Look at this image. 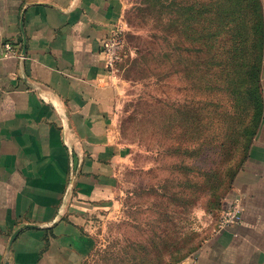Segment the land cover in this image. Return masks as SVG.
I'll return each instance as SVG.
<instances>
[{"label":"crops","instance_id":"0c3cea01","mask_svg":"<svg viewBox=\"0 0 264 264\" xmlns=\"http://www.w3.org/2000/svg\"><path fill=\"white\" fill-rule=\"evenodd\" d=\"M127 7L0 0V264L9 250L12 264H84L96 248L87 217L116 201L123 160L102 44L125 27ZM262 86L264 95V61ZM232 196L242 221L217 231L189 264H264V117ZM26 224L35 227L10 246Z\"/></svg>","mask_w":264,"mask_h":264},{"label":"rangeland","instance_id":"374dc122","mask_svg":"<svg viewBox=\"0 0 264 264\" xmlns=\"http://www.w3.org/2000/svg\"><path fill=\"white\" fill-rule=\"evenodd\" d=\"M145 1L128 0L113 72L123 148L117 197L87 217L97 244L84 264H189L238 199L235 182L262 124L249 126L261 97L264 47L256 61L252 26L263 20V1L254 14L248 0H185L193 11L204 2L215 9L206 76L201 33L167 26L166 41L159 11H136ZM242 125L253 132L248 145Z\"/></svg>","mask_w":264,"mask_h":264},{"label":"trees","instance_id":"16d2710c","mask_svg":"<svg viewBox=\"0 0 264 264\" xmlns=\"http://www.w3.org/2000/svg\"><path fill=\"white\" fill-rule=\"evenodd\" d=\"M209 2H204V6L202 8L200 7H195L196 9L193 11V7L191 5H188L185 0H146L145 1V6L142 8H137V12H144L148 11L151 8H154L157 12L159 11L160 13V23L162 26H165V32H166V37L165 40L168 41V28L167 26H173L175 27V32L177 31L178 33H201V35L198 36V42L201 43L204 51V69H205V76L208 75L207 72L208 70H211L213 67V64L215 63V53L213 52L212 54V63L207 62L208 56H209V46H211V38L209 36V33H213L215 30L213 29V25L215 23V9L211 8L209 6ZM248 6L252 8L254 14H258L260 12V3L259 0H248ZM264 17L263 20L257 19L254 21L252 29L254 30V40L252 41V45H254V56L255 60L257 61L258 57H260V51L264 47ZM227 20H224V23H226ZM263 29V32L261 29ZM239 37L241 38V35L238 33ZM203 33V34H202ZM215 35V32L213 33ZM263 35V39H262ZM260 37V38H258ZM214 39V38H213ZM240 41V40H239ZM211 42V43H210ZM241 44V41L236 43L237 48H239ZM213 45V43H212ZM215 45V42H214ZM263 45V47H262ZM264 51V49H263ZM264 61V57H263ZM203 62V63H204ZM263 68V64H261ZM257 73V72H256ZM262 73V71H261ZM258 74V73H257ZM254 73L251 74V80H254ZM262 77V74L261 76ZM262 80V79H261ZM206 86V84H205ZM208 102H205V105L203 107V110L205 111L204 115H208L209 110L208 107L213 104V102H210V100L207 98ZM254 103V115L252 117V120L249 124L252 128L255 127L256 123L260 121L262 123L263 117H264V95H263V86L261 83V97L260 99H255L253 101ZM254 125H251V124ZM257 127V126H256ZM244 126H241V130L238 132L242 133V137L244 134L245 137V145H248L247 143L249 142V137L253 132L245 130ZM245 131V133H244ZM258 134V133H257ZM247 139V140H246ZM144 246V245H143Z\"/></svg>","mask_w":264,"mask_h":264},{"label":"built area","instance_id":"2783aa9c","mask_svg":"<svg viewBox=\"0 0 264 264\" xmlns=\"http://www.w3.org/2000/svg\"><path fill=\"white\" fill-rule=\"evenodd\" d=\"M125 43V29L123 26H117L112 29L110 34L103 41L102 53L106 60V66L112 74L116 70L117 63L121 60L122 53L125 49ZM14 48L15 46L11 43L5 44V49L8 54L18 55ZM242 213L241 200L238 198L229 208H227V210H225L224 215L222 216L220 230L227 229L240 223L242 221Z\"/></svg>","mask_w":264,"mask_h":264},{"label":"water","instance_id":"95a60500","mask_svg":"<svg viewBox=\"0 0 264 264\" xmlns=\"http://www.w3.org/2000/svg\"><path fill=\"white\" fill-rule=\"evenodd\" d=\"M32 227H35L34 225H32V224H26V225H23L22 227H20L13 235H12V238H11V241H10V246H12V243L14 242V240L16 239V237H17V235L21 232V231H23V230H25V229H27V228H32ZM6 263L7 264H12L11 263V260H10V250H9V253H8V255H7V260H6Z\"/></svg>","mask_w":264,"mask_h":264}]
</instances>
